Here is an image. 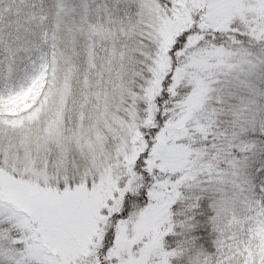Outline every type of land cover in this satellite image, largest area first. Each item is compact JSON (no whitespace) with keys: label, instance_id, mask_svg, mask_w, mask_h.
Instances as JSON below:
<instances>
[{"label":"snow or ice","instance_id":"6c2138e0","mask_svg":"<svg viewBox=\"0 0 264 264\" xmlns=\"http://www.w3.org/2000/svg\"><path fill=\"white\" fill-rule=\"evenodd\" d=\"M0 264H264V0H0Z\"/></svg>","mask_w":264,"mask_h":264},{"label":"rangeland","instance_id":"374dc122","mask_svg":"<svg viewBox=\"0 0 264 264\" xmlns=\"http://www.w3.org/2000/svg\"><path fill=\"white\" fill-rule=\"evenodd\" d=\"M56 93H57L58 95L63 96V95H64V90H63V89H57V90H56ZM37 94H38V93H37ZM33 99H34V98H33ZM74 100H75V104L73 105V107L78 109L79 104L81 103L79 96H76V97L74 98ZM29 106H30V105H25V107H29ZM16 108H19V105H17ZM16 108H13L12 111L15 112V111H16ZM93 108H94V106L91 105V102H90V109H89V110L92 112V115L94 116V115H95V112L93 111ZM20 110H23V109H20Z\"/></svg>","mask_w":264,"mask_h":264}]
</instances>
